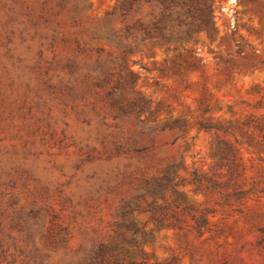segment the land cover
<instances>
[{"label": "trees", "instance_id": "16d2710c", "mask_svg": "<svg viewBox=\"0 0 264 264\" xmlns=\"http://www.w3.org/2000/svg\"><path fill=\"white\" fill-rule=\"evenodd\" d=\"M86 8L77 0H0V133L15 128L18 116L24 120L20 131L29 138L45 142L61 135L93 153L110 155L134 147L149 158L150 167L130 173L100 169L89 176L94 181L81 193L64 190L62 186H71L69 181L57 183L53 196L41 182L52 219L44 218L39 234L27 231L22 241L0 234V256L14 258L9 264H18L17 256L6 253L11 250L28 253L29 262L22 264H174L159 262L144 251L146 226L153 224L151 231L190 226L201 235L210 211L187 200L181 188L202 179L196 173L189 181L181 177L182 160L163 154L168 143L159 139L174 134L173 147L187 123L180 118L157 122L160 109H151V102L135 90L138 73L127 59L144 48H182L188 57L184 67L178 64L179 71H189L196 67L194 45L215 39L222 7L215 6V0H118L91 26L84 19ZM198 105L204 113L210 109L204 96ZM197 124L224 134L235 132L222 123ZM243 124L254 131L240 128L247 139L235 142L264 151V123ZM94 141L99 145H92ZM214 150L219 160L233 164L230 179L241 177L239 148L218 137ZM234 184L225 199L244 198L252 191ZM112 194L114 216L102 225V204ZM141 214L147 220H140Z\"/></svg>", "mask_w": 264, "mask_h": 264}, {"label": "rangeland", "instance_id": "374dc122", "mask_svg": "<svg viewBox=\"0 0 264 264\" xmlns=\"http://www.w3.org/2000/svg\"><path fill=\"white\" fill-rule=\"evenodd\" d=\"M77 1L78 6L87 7L86 26L103 19L118 5V0ZM215 6L222 7L216 37L194 45L196 67L179 71L178 64L184 67V58L188 57L182 48L176 52L163 47L151 51L144 48L127 59L128 66L138 73L135 90L151 102V109H160L157 122L180 118L187 123L186 132L173 147L170 143L174 134L167 132L159 139L168 143L163 154L182 160L183 167L178 169L181 177L189 181L196 173L202 179L201 183H187L181 188L187 200L210 211L209 224L201 235L190 226L151 231L153 224L149 223L142 247L163 263L264 264V151L235 142L236 138L247 139L240 128L254 131L253 126L243 123H264V0H215ZM16 93H12V99ZM202 96L210 105L205 113L198 105ZM33 114L37 115L36 109ZM198 121L226 124L235 132L206 130L199 127ZM23 123L17 116L15 128L0 133V234L16 237L17 242L25 239L27 231L39 234L44 218L52 219L45 209L47 196L41 182L50 187L53 196L57 183L66 185L69 181L71 186L62 188L81 193L94 181L89 176L100 169L130 173L150 167L149 158L135 152L134 147L113 155L93 153L61 135L45 142L40 137L29 138L24 130L20 131ZM218 137L239 148L237 157L244 169L237 180L230 179L233 164L215 156ZM92 145L99 144L94 141ZM236 181L243 190L252 191L244 198L225 199ZM128 188L123 189V195ZM115 197L112 194L102 204V225L113 219ZM52 203L58 208L56 199ZM147 217L139 215L142 221ZM6 253L17 256L18 264L29 262L28 253ZM13 259L0 256V264H9Z\"/></svg>", "mask_w": 264, "mask_h": 264}]
</instances>
